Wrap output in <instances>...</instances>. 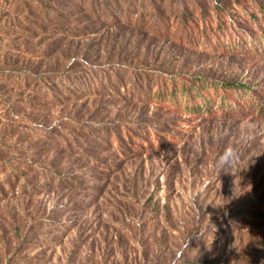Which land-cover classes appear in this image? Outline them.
Listing matches in <instances>:
<instances>
[{
	"label": "rangeland",
	"instance_id": "rangeland-1",
	"mask_svg": "<svg viewBox=\"0 0 264 264\" xmlns=\"http://www.w3.org/2000/svg\"><path fill=\"white\" fill-rule=\"evenodd\" d=\"M94 1L0 0V264H264V110L152 94H264V0Z\"/></svg>",
	"mask_w": 264,
	"mask_h": 264
},
{
	"label": "trees",
	"instance_id": "trees-1",
	"mask_svg": "<svg viewBox=\"0 0 264 264\" xmlns=\"http://www.w3.org/2000/svg\"><path fill=\"white\" fill-rule=\"evenodd\" d=\"M93 2V1H92ZM105 3H106V0H103L102 2L100 3H96L94 1V3H92L91 5V8L95 9L96 11L97 10H100V7L101 9L103 8V6H105ZM142 7V6H141ZM251 17L253 19V21L255 22H261L262 24H264V4H259L258 5V9H257V12L256 13H251ZM125 23L130 25V26H136L137 25V20L136 19H133L131 17H128L125 19ZM262 33H264V31H262ZM207 85H212L213 87L214 86H220V85H223L224 87H226L229 91L232 90L234 91L235 93H240V95H242L243 97V101L241 104H248L250 107H253V108H259V110H264V94H261L259 95L258 97H256V93L255 91H253V93H251V97L249 98H246L245 99V95L246 93L248 92V86L245 85V84H240V83H236V82H217V81H207V79H202V78H199V79H196L195 81H191V83H189L188 85L187 84H182L180 85L177 89L176 87L174 86V84L171 85V89L170 91H166L167 89L166 88H157V90H154L152 92L153 95H156L158 97H163L164 98V95L167 94V95H170L172 98L173 96L176 94V91H179L183 94H188L189 97H191V95H196V96H201V97H204L203 95V86H207ZM164 89H166L164 91ZM202 91V92H201ZM222 96H223V101L225 99V95L224 93H222ZM208 98V97H207ZM165 100H168V99H165ZM206 100L204 99L202 101V103L200 104V106H202L204 104ZM185 102V101H183ZM262 102V103H261ZM188 106H191L192 108L194 107V105H188L187 102H185Z\"/></svg>",
	"mask_w": 264,
	"mask_h": 264
},
{
	"label": "clouds",
	"instance_id": "clouds-1",
	"mask_svg": "<svg viewBox=\"0 0 264 264\" xmlns=\"http://www.w3.org/2000/svg\"><path fill=\"white\" fill-rule=\"evenodd\" d=\"M240 154L237 150L231 146L225 147L222 153H220L213 162L214 169L220 174L224 172L227 175L233 177L239 176V173L243 170L239 167L240 165ZM235 185V180H234ZM235 189V188H234ZM251 190V186L249 191ZM243 192L240 194L242 195ZM234 195L235 191H234ZM237 196V195H236Z\"/></svg>",
	"mask_w": 264,
	"mask_h": 264
}]
</instances>
